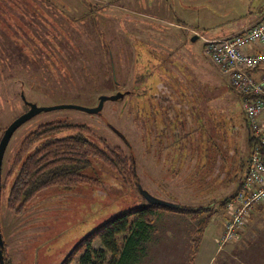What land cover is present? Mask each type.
Segmentation results:
<instances>
[{
    "label": "rangeland",
    "instance_id": "1",
    "mask_svg": "<svg viewBox=\"0 0 264 264\" xmlns=\"http://www.w3.org/2000/svg\"><path fill=\"white\" fill-rule=\"evenodd\" d=\"M7 1L38 33L34 53L57 55L61 46L69 48L65 58L75 80L64 82L66 63L56 60L43 61L51 73L43 68L37 82L4 69L16 63L2 62L4 38L9 49L15 47L9 44L13 27L6 25L8 16L3 14L0 140L12 122L29 111V104L92 108L103 95H124L106 101L98 113H39L15 132L2 171L0 224L7 264H63L70 255V264H79L82 240L115 216L152 204L146 193L163 203L208 213L194 218L155 212L132 264H264V201L246 216L239 238H224L229 218L223 202L239 190L251 130L243 100L228 76L204 55L199 37L222 38L248 30L264 20V0H27L34 14ZM195 36L199 38L193 42ZM72 38L81 47L79 58ZM23 49H16L13 57L24 65L29 59ZM107 56L112 58L109 70ZM78 70L84 73L80 77ZM53 122L87 126L92 134L86 137L100 148H119L135 159L137 178L91 159L86 176L94 181L44 191L18 215L10 205L13 160L27 136ZM71 134L66 130L56 136ZM204 223L209 224L196 250ZM92 246L102 248L96 239ZM107 258L106 264L111 255Z\"/></svg>",
    "mask_w": 264,
    "mask_h": 264
},
{
    "label": "trees",
    "instance_id": "2",
    "mask_svg": "<svg viewBox=\"0 0 264 264\" xmlns=\"http://www.w3.org/2000/svg\"><path fill=\"white\" fill-rule=\"evenodd\" d=\"M32 4V1L29 3L27 0L12 1L13 6L22 8L23 10L26 9L27 12L30 11V8L34 7H31ZM19 11V9L11 10L7 0H4L3 3L0 2V17L3 14L7 15L8 19L5 23L13 27V38L9 41V44L15 46L9 49L7 41L4 38L3 45L6 50V58L2 62L7 60L8 64L9 62L16 63V65L13 64L11 67L4 69L12 70L18 76H26L28 82L32 80L33 82H37L43 76V68H46V72H49V74L51 73L47 69V63L43 65V61L46 59L49 61L56 60L61 65L64 62L66 63L67 69L63 67L66 76L64 82H73L75 76H72V71L68 69L69 60L65 58L66 50L68 49L69 51V48L61 46L60 50L62 51L57 55L34 53L33 50L34 48L36 49V46L32 42L39 41L38 33L33 31V24L31 23L32 25H30V22H27L24 16L16 14ZM31 14L34 13L31 12ZM18 20L23 26L16 23ZM65 23L61 21L60 25ZM12 24H16V26ZM35 25L42 27L40 26L41 23L39 24L38 22ZM72 40L78 51L76 57L79 58L81 47L76 45L77 41L74 38ZM68 43H70L69 40ZM23 47L26 49V56L29 59V63H25L24 65L13 57L15 50L20 49L22 51ZM70 50L74 52L73 49ZM82 57V59H87L86 56ZM111 61V56H107V63L105 62L107 70L110 69ZM81 71L78 70L79 74H81L79 77L84 74ZM88 74L92 76V73ZM113 76L115 80L116 75L113 74ZM93 77H95V74H93ZM8 78H12V76H8L6 79ZM66 130L72 131L74 134L61 138L56 136L58 133ZM86 134H92V131L87 126L53 122L40 125L36 131L25 138L15 155L11 169L13 171V182L10 189V205L18 215L24 213L28 204L44 191L60 188L61 186L72 189L77 184L94 181L95 178L86 176L87 171L91 168V159H96L99 162L113 166L121 174H130L133 178H137L136 161L134 158L127 157L119 148L111 149L107 146L104 147L105 149H102L90 137H86ZM254 139L251 131L249 141L251 143V150L255 142ZM250 157L251 154L249 155V161ZM244 179L239 186V190L232 197L226 199L223 205L242 190ZM159 210L174 211L194 218L208 213V210L204 208L194 209L186 206L176 208L159 203H152L129 210L103 223L82 240L79 248L84 247V252L79 260V264H106L108 255H111V260L108 264H132L136 249L143 242L142 240L145 239L146 241L149 229L155 220V212ZM208 224L204 223L199 228V235L195 240L196 250H198L197 247L203 240ZM121 237L125 238L123 243L120 242ZM95 239L101 242L102 248L99 250L92 246ZM79 248L76 251H80ZM72 257L70 255L63 264H70Z\"/></svg>",
    "mask_w": 264,
    "mask_h": 264
},
{
    "label": "built area",
    "instance_id": "3",
    "mask_svg": "<svg viewBox=\"0 0 264 264\" xmlns=\"http://www.w3.org/2000/svg\"><path fill=\"white\" fill-rule=\"evenodd\" d=\"M199 37L204 41V55L228 76L243 100L255 138L242 190L226 204L229 220L224 238L233 240L239 238L251 209L264 201V20L226 37Z\"/></svg>",
    "mask_w": 264,
    "mask_h": 264
},
{
    "label": "water",
    "instance_id": "4",
    "mask_svg": "<svg viewBox=\"0 0 264 264\" xmlns=\"http://www.w3.org/2000/svg\"><path fill=\"white\" fill-rule=\"evenodd\" d=\"M198 39V36H195L193 38V42H195ZM122 93H118L116 95L112 96H106L103 95L99 98V104L96 107H85V106H80L76 104H59V105H54V106H38L37 104H29V111L26 113L22 114L19 118H17L15 121H13L10 126L6 129L5 133L3 134L1 141H0V210H1V194H2V171H3V161L5 157V153L7 151V148L13 138V135L15 132L26 122L29 120L33 119L36 115L42 112H52L56 110H63V109H76L80 111H84L87 113H98L100 112L106 101L111 100V101H117L121 98H123ZM145 194V193H144ZM146 198L150 199L152 203H159L162 205H167V206H173V207H180L179 205H175L172 203H163L155 198H152L150 195L146 193ZM4 240L1 232V224H0V264H6L5 258H4Z\"/></svg>",
    "mask_w": 264,
    "mask_h": 264
},
{
    "label": "crops",
    "instance_id": "5",
    "mask_svg": "<svg viewBox=\"0 0 264 264\" xmlns=\"http://www.w3.org/2000/svg\"><path fill=\"white\" fill-rule=\"evenodd\" d=\"M163 3V0L161 1V4ZM164 4V3H163ZM164 12V11H163ZM168 13V12H167ZM202 37H204V36H202ZM250 143V142H249ZM248 143V146L246 147V149L245 150H248V157H249V155L251 154V143L249 144ZM165 151H168V150H165ZM233 155V154H232ZM247 157V158H248ZM246 162H249V160H247L246 159ZM247 171H248V163H246V168H245V171H244V173H243V176H242V180L241 181H243V179L245 178V176H246V174H247ZM188 208H193V207H188ZM194 209H196V208H194Z\"/></svg>",
    "mask_w": 264,
    "mask_h": 264
},
{
    "label": "flooded vegetation",
    "instance_id": "6",
    "mask_svg": "<svg viewBox=\"0 0 264 264\" xmlns=\"http://www.w3.org/2000/svg\"><path fill=\"white\" fill-rule=\"evenodd\" d=\"M30 108V107H29Z\"/></svg>",
    "mask_w": 264,
    "mask_h": 264
}]
</instances>
